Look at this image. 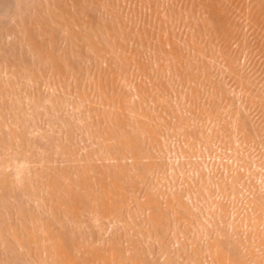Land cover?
<instances>
[{"label": "bare ground", "instance_id": "6f19581e", "mask_svg": "<svg viewBox=\"0 0 264 264\" xmlns=\"http://www.w3.org/2000/svg\"><path fill=\"white\" fill-rule=\"evenodd\" d=\"M258 50L264 0H0V264H264Z\"/></svg>", "mask_w": 264, "mask_h": 264}, {"label": "rangeland", "instance_id": "374dc122", "mask_svg": "<svg viewBox=\"0 0 264 264\" xmlns=\"http://www.w3.org/2000/svg\"><path fill=\"white\" fill-rule=\"evenodd\" d=\"M4 11H6V10H4ZM7 11H8V10H7ZM180 29H181V28H180ZM182 29H184V28H182ZM184 30H185V29H184ZM182 31H183V30H182ZM242 43H243V42H242ZM242 43H241V45H242ZM239 45H240V44H239ZM239 45H238V46H239ZM239 47H240V46H239ZM260 50H261V49H260ZM260 50H258V53H260ZM246 53H247V51H246ZM263 54H264V52H263ZM263 54L260 53L261 56L258 54V57L255 58V59H258L259 56H260V58H261V59L259 58L258 60H255V63L257 62L255 68H256V70L258 71V72L256 71L255 73H259V74H260V75H258L259 77L256 76V77H258V79H260V81H258V82H260V84H259L260 86H261V84H262L261 82L264 81V78L261 77V76L264 77V66H263V65H264V60H263L264 55H263ZM262 60H263V61H262ZM221 61H222V60H221ZM221 61H220V62H221ZM259 61H261L262 64L259 63ZM258 64H261V65L258 66ZM250 65L254 66L253 63H250ZM262 66H263V69H262ZM257 67H258L259 69H257ZM260 67H261V68H260ZM255 68H253L252 70H255ZM247 69L251 70L250 68H247ZM261 69H262V71H261ZM260 71L262 72L263 75L260 73ZM247 72H249V73L252 74V71H251V72H250V71H247ZM249 73H248V74H249ZM246 75H247V74H246ZM255 75H257V74H255ZM255 75H254V73H253V74H252V78H253ZM249 76H250V74H249ZM249 76L247 75L246 77L248 78ZM234 77H235V76H234ZM236 78H237V77H236ZM236 78H234L235 81H234L233 77L231 78V80L233 79V81H234V82H232V85H233V83H234V84H236L235 86L238 87V85H239V87H240V84H238L239 82L236 83ZM249 78L251 79L250 81H255V80H252L251 76H250ZM254 78H255V77H254ZM254 78H253V79H254ZM261 78H262V80H261ZM256 80H257V78H256ZM229 82H230V80H229ZM256 82H257V81H256ZM258 82H257V85H258ZM249 83H250V82H249ZM229 84H230V83H229ZM255 84H256V83H255ZM263 84H264V83H263ZM232 85H231L230 89L233 87V88L236 89V91H239V90H237V89H239V87L236 88V87H234V85H233V86H232ZM229 86H230V85H229ZM245 86H246V85H245ZM233 88H232V89H233ZM42 89L45 90V88H42ZM232 89H231V90H232ZM231 90H230V92H231ZM45 91H46V90H45ZM232 91H233V90H232ZM234 92H235V90H234ZM232 93H233V92H231V94H232ZM236 93H237V94H234L233 96H237V99H238V96H239V98H241V94H242V93H241V92H236ZM250 93H251V90H250ZM231 94H228V95H229V96H228L229 100L232 99V98L230 99V97L232 96ZM251 94H253V93H251ZM230 95H231V96H230ZM233 98H234V97H233ZM235 98H236V97H235ZM239 100H240V99H239ZM239 100H238V101H239ZM231 101H232V100H231ZM233 101H234V99H233ZM234 102H235V101H234ZM231 103H232V102H231ZM237 103L240 104V102H237ZM233 106H234V104H233ZM235 106H236V108H237V104H236V103H235ZM235 106H234V107H235ZM250 108L252 109V108H254V107H250ZM248 109H249V107H248ZM254 109H256V107H255ZM256 110H258V109H256ZM256 110H254V111L256 112ZM248 111H249V112H253V110H252V111L247 110V112H248ZM249 112H248V113H249ZM54 113H55V112H54ZM56 113H57V112H56ZM56 113H55V114H56ZM256 113H257V112H256ZM256 113H255V114H256ZM58 114H60L61 116H63L60 112H59ZM58 114H56V115H58ZM250 114H252V113H250ZM255 114H254V112H253V116H254ZM251 116H252V115H251ZM256 116H257V114H256ZM256 116H254L253 118L256 119V118H255ZM55 117H56V118H55ZM63 117H64V116H63ZM63 117H61V118L63 119ZM45 118H46V117H45ZM45 118H44L43 120H47V121H48V119H47V118L45 119ZM57 118H59V117H57V116H53L52 121H51V120L48 121L49 124H50V122H51L52 125L54 124L53 126H54V129H55L56 131L59 130V129H57V128H59V127L55 128V126H59V125H57L58 123H60L59 120L62 121L61 118H59L58 120H57ZM53 119H54V120L56 119L57 122H56V120L54 121ZM53 122H56V123H53ZM55 124H56V125H55ZM50 126H51V125H50ZM53 126H51V127H53ZM52 130H53V129H52ZM53 131H54V130H53ZM56 131H55V132H56ZM56 133H57V132H56ZM56 133H55V134H56ZM58 133H59V132H58ZM58 133H57V134H58ZM80 135H82V134H80ZM80 135L78 134V136L75 137L77 140L75 139V140L73 141L74 143H77V141H79V140L84 136V135H83V136H81V138H80ZM77 137H78L79 139H78ZM85 137H86V136H85ZM85 137H84V140H85L84 143H82L83 139H81V141H79L80 144L82 143V145H81L82 147H80V148H83V145H84V148H86V147H87L86 144L89 143V142L91 143L90 140H88L89 142H87V139H85ZM75 141H76V142H75ZM173 141L175 142L174 138L170 140L169 144L172 145V146L174 147V148H173V147L171 146L172 149H175L176 146L173 145V144H174ZM171 142H172V143H171ZM263 142H264V141H263ZM263 142H262V144H263ZM80 144H79V145H80ZM76 145H77V144H76ZM79 145H78V146H79ZM88 145H89V144H88ZM175 145H176V143H175ZM218 145H219V144H218ZM218 145H215V146L217 147ZM223 145H224V144H222V146H221L222 148H221V149H216V148H214L215 153H217L218 150H219V151L222 150V151H221L222 153H221V152H220V153L218 152L220 155L217 153L218 156H222V155H224V154H225V156H226V155L229 156L230 151H232V150H231L230 148H229V151H228V149L225 150L226 147H224ZM260 145H261V144H259V146H260ZM219 146H220V145H219ZM219 146H218V148H219ZM257 146H258V145H257ZM261 146H262V148H260V151H261V149H264V148H263L264 145H261ZM261 146H260V147H261ZM76 147H77V146H76ZM227 147H228V145H227ZM77 148H79V147H77ZM80 148H79V149H80ZM223 148H224L225 151L228 152V154H226L227 152H224V151H223ZM258 148H259V147H258ZM239 149H240V151L242 152V148H239ZM239 149H238V151H239ZM254 150H258V149H254ZM244 151H245V150H244ZM244 151H243V152H244ZM260 151H259V153H258L259 155H261V154H260V153H261ZM262 151H263V150H262ZM223 152H224V153H223ZM241 152H239L240 154L238 153V155H240V157H242V156H243L242 154L245 153V152H244V153L241 154ZM253 152H254V151H253ZM256 152H258V151H256ZM256 152H254L253 154H255ZM263 152H264V151H263ZM245 154H246V153H245ZM245 154H244V155H245ZM262 154L264 155V153H262ZM175 155H176L175 152H174V156H172V157H171V154H170V157H169V159L167 160L168 163H169L170 161H172V160H173V161L175 160V159L170 160L171 158H175V157H176ZM207 155H208V154H207ZM207 155L205 154L204 157H200V156H198V159L195 160V161H197V160H200V158H201V159L204 158V160H200V161H198V162H203V163H201V164H204L203 167H205L206 170H208L209 168H206L207 165H205V164H206V163L208 164L209 162H206V161H205V158H207V161H209V158H210L212 164L214 163V162H213V161H214L213 158H211L212 156H211V155H208V156H207ZM256 155H257V153L255 154V156H256ZM168 156H169V155H168ZM168 156H167V157H168ZM206 156H207V157H206ZM210 156H211V157H210ZM213 156H214V155H213ZM167 157H166V158H167ZM208 157H209V158H208ZM258 157H259V156H258ZM261 157H262V155H261ZM263 157H264V156H263ZM243 158H244V157H243ZM246 158H248V157H247V154H246V156H245V159H246ZM252 161H253V160H250V162H252ZM263 161H264V160H263ZM211 162H210V163H211ZM201 164H200V165H201ZM210 165H211V164H210ZM210 165H209V166H210ZM213 165H214V164H213ZM213 165H212V166H213ZM220 165H221V164H219V165L217 164L216 166H217V167L219 166L220 168H221V167L223 168V166H222V165L220 166ZM253 165H255V164H253ZM209 166H208V167H209ZM216 166L214 165V168H215ZM203 167H202V168H203ZM255 167H256V165H255ZM222 168H221V169H222ZM260 168H261V167H260ZM203 169H204V168H203ZM205 169H204V170H205ZM212 169H213V167H212ZM215 169H216V168H215ZM221 169H220L219 174H220L221 172L225 173V171H224L223 169H222V170H221ZM252 169H253V168H252ZM257 169H258V170H255V171H256V173H259L260 170L262 171V170L264 169V166H263V169L261 168V169L259 170V167H258ZM216 170H219V169L217 168ZM210 171H211V169H209V172H210ZM242 171H243V170H242ZM263 171H264V170H263ZM209 172L206 171V173H209ZM223 173H221V174L223 175ZM245 173H247V172H245ZM260 173H261V172H260ZM260 173L258 174V177L260 176ZM221 174L219 175L220 177L222 176ZM247 175H248V174H247ZM245 176H246V174H245ZM261 176L263 177L264 175H261ZM246 177H248V176H246ZM244 178H245V177H244ZM263 178H264V177H263ZM263 178H262V182H260L261 180H260V181L258 180L257 183H259V182H260V183H263ZM247 179H248V178H247ZM247 179L245 178L246 181H247ZM259 179H261V177H259ZM248 181H249V180H248ZM248 181H247V182H248ZM247 182H246V183H247ZM248 183H249V182H248ZM260 183H259V184H260ZM247 187H248V186H247ZM240 190H241V189H240ZM242 190H243V188H242ZM245 190H247V189H245ZM243 191H244V190H243ZM245 193H246V191H245ZM245 193H243V194L245 195ZM233 196H234V195H232V197H233ZM232 197H231V198H232ZM238 197H239V196H238ZM238 197H237V198H238ZM240 197H242V195H241ZM227 198H228V197H227ZM235 198H236V197H235ZM241 199H242V198H239V199H237V200H240V201H241ZM201 203H202V202H201ZM173 239H174V238H173ZM176 239H177V241H174V240H172V241L176 243V242H179L178 239H180V241L183 242V241H185L186 238H185L184 240H182V238H175V240H176ZM189 239H190V238H189ZM187 241H188V239H187ZM173 242H172V243H173ZM181 242H179V243H181ZM127 243H129V242H127ZM124 244H126V243H124ZM176 244H178V243H176ZM125 246H126V245H125ZM174 246H175V244L173 245V247H174ZM177 246H178V245H177ZM126 247H127V246H126ZM174 248H176V246H175ZM162 259H164V255H163V258H160V260H162ZM164 260H165V259H164ZM162 261H163V260H162ZM162 261H161V262H162ZM163 262H164V261H163Z\"/></svg>", "mask_w": 264, "mask_h": 264}]
</instances>
